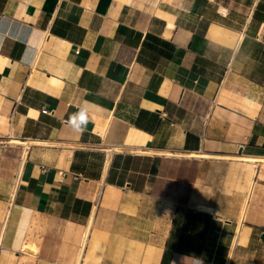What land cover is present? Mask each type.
Returning a JSON list of instances; mask_svg holds the SVG:
<instances>
[{"label": "crops", "instance_id": "1", "mask_svg": "<svg viewBox=\"0 0 264 264\" xmlns=\"http://www.w3.org/2000/svg\"><path fill=\"white\" fill-rule=\"evenodd\" d=\"M240 153L264 0H0V264H264Z\"/></svg>", "mask_w": 264, "mask_h": 264}, {"label": "clouds", "instance_id": "2", "mask_svg": "<svg viewBox=\"0 0 264 264\" xmlns=\"http://www.w3.org/2000/svg\"><path fill=\"white\" fill-rule=\"evenodd\" d=\"M89 122V116L85 108H80L70 118L68 123L73 127L74 130L83 134L87 130V124Z\"/></svg>", "mask_w": 264, "mask_h": 264}, {"label": "bare ground", "instance_id": "3", "mask_svg": "<svg viewBox=\"0 0 264 264\" xmlns=\"http://www.w3.org/2000/svg\"><path fill=\"white\" fill-rule=\"evenodd\" d=\"M177 153H180V152H177ZM183 154V153H182ZM187 154L188 155H191V156H194V155H197L196 153H189V152H187ZM200 154V153H199ZM176 155H178V154H176ZM180 155V154H179ZM201 155V154H200ZM238 157H240L239 159H243V160H247V161H252V162H255V163H259V161H264V159L263 160H260V159H258V158H256V157H253V156H247V155H243V154H239V156ZM237 158V157H236ZM257 170V169H256ZM257 176H258V172L257 171H255V173L253 174V180H252V182H251V188L249 189V191H248V195H247V199H246V202H245V210H246V207H247V204H248V201H249V198H250V194H251V191H252V187H253V185H254V182L256 181V179H257ZM244 210V211H245ZM244 213V212H243ZM244 217V216H243Z\"/></svg>", "mask_w": 264, "mask_h": 264}, {"label": "rangeland", "instance_id": "4", "mask_svg": "<svg viewBox=\"0 0 264 264\" xmlns=\"http://www.w3.org/2000/svg\"><path fill=\"white\" fill-rule=\"evenodd\" d=\"M237 156H234L233 157V159H235V160H238V161H242L241 159H239L238 157L236 158ZM255 163V162H254ZM259 163H263V161H259ZM257 164V163H256ZM253 169H254V167H252ZM257 169H258V166H257ZM252 173H253V171H252ZM252 180H253V178H252Z\"/></svg>", "mask_w": 264, "mask_h": 264}, {"label": "built area", "instance_id": "5", "mask_svg": "<svg viewBox=\"0 0 264 264\" xmlns=\"http://www.w3.org/2000/svg\"><path fill=\"white\" fill-rule=\"evenodd\" d=\"M2 250H4V247H2Z\"/></svg>", "mask_w": 264, "mask_h": 264}]
</instances>
